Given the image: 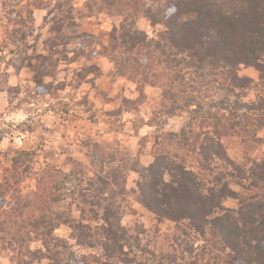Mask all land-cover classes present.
I'll return each instance as SVG.
<instances>
[{
	"label": "trees",
	"instance_id": "obj_1",
	"mask_svg": "<svg viewBox=\"0 0 264 264\" xmlns=\"http://www.w3.org/2000/svg\"><path fill=\"white\" fill-rule=\"evenodd\" d=\"M96 5L115 9L124 19L112 58L120 75L139 84H164L166 114L187 112L191 129L167 134L169 144L148 167L137 160L128 168L122 160L124 165L107 171L104 158L98 159L100 168L70 158V170L39 168L29 163L31 155L18 153L0 184L1 252L13 264H61L62 250L69 246L54 234L68 226L80 247L91 248L88 240L96 238L106 256L103 264H264V159L239 151L264 128V0H99ZM139 17L159 27L155 37L136 29ZM63 29L52 28L59 35L49 40L52 48L59 47ZM25 63L32 66L28 58ZM243 67L258 73L259 82L241 75ZM214 91L215 100L220 96L216 101L209 99ZM233 144L238 158L229 153ZM96 148L87 152L90 160L100 155ZM107 158L109 165L117 162L116 153ZM131 171L141 174L133 190L139 204L159 223L175 224L180 236L174 234L173 240L177 236L182 258L173 246L143 244L141 233L131 235L123 226L121 199L130 194ZM31 178L34 191L12 194L6 209L4 197ZM61 178L79 187L85 182L84 191L91 194V199L81 195L86 200L80 204L89 209L82 208L79 222L70 224L53 211L63 197L56 194ZM228 200H236L237 207H228ZM97 220L99 229L93 232L88 222ZM197 237L203 244L196 247ZM34 243L41 247L32 249Z\"/></svg>",
	"mask_w": 264,
	"mask_h": 264
},
{
	"label": "rangeland",
	"instance_id": "obj_2",
	"mask_svg": "<svg viewBox=\"0 0 264 264\" xmlns=\"http://www.w3.org/2000/svg\"><path fill=\"white\" fill-rule=\"evenodd\" d=\"M98 2L0 0V184L18 153L31 155V159L27 157L29 163H35L39 168L48 164L68 170L73 166L70 158L85 166L94 163L100 168L103 164L107 171L124 165L122 160H127L128 168L137 160L141 166L148 167L155 154L169 144L167 134L191 129L187 112L175 116L166 114L164 84L156 83L155 79L154 83L139 84L129 76L120 75L112 58L119 48L118 36L124 19L115 9H100L96 5ZM71 21L74 23L68 27ZM136 23V29L146 31L150 36L155 37L160 30L144 17H139ZM59 25L64 27L65 36L59 47L52 48L49 40H56L59 35L51 31ZM27 58L32 66L23 65ZM240 74L259 82L258 73L251 68H241ZM257 91L255 88L251 96ZM212 95H216L215 91L209 99H214ZM191 123L195 128V121ZM23 136L24 143L19 146L17 140ZM89 142L97 143L89 145ZM229 146H232L229 153L233 157L242 151L251 153L253 160L261 161L264 159V128L248 148L241 147L237 153L236 144ZM93 148L98 149L100 155L90 160L87 152ZM112 153L117 154V162L109 165L107 157ZM102 158L106 162L97 164ZM216 164L229 168L228 163L220 160H216ZM34 178L13 187L3 199L7 203L6 209L13 204L12 194L25 196L34 191ZM62 179L58 182L63 186L56 194L63 197L54 204L53 211L69 218L70 224L79 222L83 216L82 208L89 209L80 204L86 200L81 195L91 199V194L84 191L85 182L79 187L73 181L67 183ZM140 179V173L131 171L128 174L130 194L121 199L125 209L123 226L131 235L141 233L143 244L156 248L160 244L173 246L177 256L182 258V249L176 241L180 233L175 224L159 223L137 201L133 190ZM235 189L239 190L238 187ZM0 205L2 207L3 202ZM226 205L236 208L238 203L228 200ZM99 213L103 211L99 210ZM98 222H88L93 232L99 229ZM73 234L68 226H61L54 234L69 246L62 250L61 264H103L106 256L97 247L96 238L88 240L93 243L91 248L80 247ZM174 234L177 236L173 240ZM194 240L196 247L203 244L200 237ZM40 247V243L32 244V249ZM165 250L169 251L168 248ZM184 256L188 257L186 253ZM0 262L13 264L9 256L1 252V247ZM41 264L55 263L44 260Z\"/></svg>",
	"mask_w": 264,
	"mask_h": 264
},
{
	"label": "built area",
	"instance_id": "obj_3",
	"mask_svg": "<svg viewBox=\"0 0 264 264\" xmlns=\"http://www.w3.org/2000/svg\"><path fill=\"white\" fill-rule=\"evenodd\" d=\"M17 143H18V145H19V146H22V145H23V143H24V136H23V137H20V138H18V140H17Z\"/></svg>",
	"mask_w": 264,
	"mask_h": 264
}]
</instances>
